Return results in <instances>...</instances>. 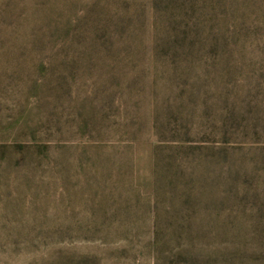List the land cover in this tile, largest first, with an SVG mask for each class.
<instances>
[{
  "label": "rangeland",
  "instance_id": "obj_1",
  "mask_svg": "<svg viewBox=\"0 0 264 264\" xmlns=\"http://www.w3.org/2000/svg\"><path fill=\"white\" fill-rule=\"evenodd\" d=\"M262 18L189 65L85 67L0 9V264H264Z\"/></svg>",
  "mask_w": 264,
  "mask_h": 264
},
{
  "label": "trees",
  "instance_id": "obj_2",
  "mask_svg": "<svg viewBox=\"0 0 264 264\" xmlns=\"http://www.w3.org/2000/svg\"><path fill=\"white\" fill-rule=\"evenodd\" d=\"M260 2L261 0H151L149 3L142 0H5L0 4V9L4 16L14 17L15 25L27 27L31 47L49 46L51 43L67 46L73 52L72 66L85 64L86 67L92 65L93 60L110 57L124 58V65H128L134 63L130 61L134 55L138 57L134 49L146 44L151 49L155 62L163 60L189 65L195 60L204 59L206 54L225 48L230 41L235 44L241 36L248 37V31L241 32V24L246 23L243 20L244 14L248 10L260 12L264 22V4ZM217 21L221 27L219 33L214 32ZM228 26H232L234 30L231 38L225 36ZM111 52H114V56H110ZM139 80L138 77L134 81L124 82L131 88L139 86ZM152 123L156 134L161 137L164 128L157 113H154ZM169 132L172 133L171 130ZM177 135L172 134L173 137ZM154 153L157 190L161 147H156ZM173 181L170 180L171 185Z\"/></svg>",
  "mask_w": 264,
  "mask_h": 264
}]
</instances>
